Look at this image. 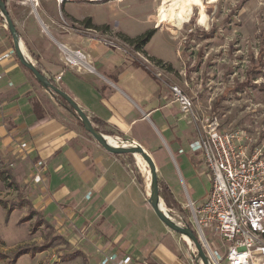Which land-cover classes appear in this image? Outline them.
I'll use <instances>...</instances> for the list:
<instances>
[{"label":"crops","instance_id":"crops-1","mask_svg":"<svg viewBox=\"0 0 264 264\" xmlns=\"http://www.w3.org/2000/svg\"><path fill=\"white\" fill-rule=\"evenodd\" d=\"M12 1L28 4L30 8L37 4L38 17L45 24L55 20L46 9L48 0ZM74 3L101 2L75 0L57 6L76 22L81 23L90 17L95 25L114 24L88 14L77 16L72 8ZM158 5V0H152L147 13L149 21ZM24 22L27 28L28 24L33 28L28 30L32 37L39 39V48L29 52L35 57L36 64H40L42 73L52 78L89 118L100 120L112 133L111 136L118 135L149 150L158 178L166 182L182 206L183 200L178 195L184 192L190 197L188 189L192 182L188 180L202 179L209 186V172L202 156L189 148L197 136V124L180 114L169 87L148 64L122 44L117 47L104 45L99 39L100 30L84 26L83 30L69 27L63 31L47 24L54 33L52 39L47 40L42 30L34 28L36 24L30 11ZM114 28V31L130 37L140 34H130L115 25ZM4 34L0 23V57L13 49ZM162 34L173 40L169 32L155 30L144 50L172 66L174 61L148 49L153 39ZM20 46L22 48L21 43ZM176 46L172 44L175 54ZM63 47L83 53L84 65L67 61ZM0 75V150L13 154L16 148L21 156L28 158L29 163L43 162L40 171L47 183V211H55L60 206L76 209V206L83 205L87 214L96 219L95 227L99 230L97 243L102 244L99 261L105 255L117 254L118 258L131 256L129 264L145 259V264H193L189 246L185 252L179 244L175 250L169 247L175 236L162 229V224L154 218L144 199L141 200L138 185L143 182L138 176H143L134 173L130 162L126 163L122 156L112 154L85 138L74 112L67 104L66 107L63 102L51 99L18 57L9 54L1 58ZM48 99H51V104ZM50 184L53 195L49 193ZM88 191H91V196L85 199ZM153 225L161 227L158 230L163 233L162 239L151 232ZM148 237L152 240L148 252L139 254L130 249L129 246L136 244L138 238L142 243Z\"/></svg>","mask_w":264,"mask_h":264},{"label":"rangeland","instance_id":"rangeland-1","mask_svg":"<svg viewBox=\"0 0 264 264\" xmlns=\"http://www.w3.org/2000/svg\"><path fill=\"white\" fill-rule=\"evenodd\" d=\"M167 1L158 0L160 5L157 6L158 9L156 8L151 21L148 20L147 13L152 0L74 3L72 8L77 16L88 14L98 20L114 23L107 30L101 29L99 37L109 36L120 39L117 36L119 32L114 31V25L130 34H138L150 28L169 32L173 40L164 34L158 35L148 49L174 61L175 64L173 63L171 69L162 68L153 63L152 66L148 65L154 74L157 73L156 75L169 89L170 86L177 85L190 96L196 111L202 118L217 119L219 129L243 131L246 140L264 145V0H203L208 25L200 26L197 23L199 10L195 7L189 21L178 29L170 25L168 20L160 21ZM47 2L49 4L46 9L52 13L55 20L47 21L45 24L38 17L37 9H35L38 7L37 4L31 5L32 8H30L28 4L6 0L8 13L22 42V51L35 66L36 59L29 51L39 48V39H34L32 32L29 33L28 30L33 29L29 24L28 28L24 25V17L29 11L35 20L34 28L42 30L47 40H51L54 36L51 27L49 29L47 24L52 27L54 25L55 29L63 31L69 27L73 30L84 28L82 23L68 18L61 7L57 6L55 0ZM0 23L4 35L10 40L14 50L13 36L1 13ZM172 44L177 45L176 54ZM13 55L17 57L15 51ZM134 56L139 57L135 54ZM46 77L49 78L47 75ZM246 80L250 83L242 85ZM45 90L51 99L60 101L54 93ZM51 99H48L50 104ZM39 108H41L40 105ZM53 108L51 105V109ZM79 127L85 138L102 147L84 127ZM110 136L105 134L103 138L115 139L114 136ZM14 150L13 154L0 150V172L7 176L5 180L0 178V264H82L81 256L72 259H67L65 256L74 250L82 251L89 264H100L99 248L102 244L97 243L99 230L95 227V217H90L91 215L87 214L83 205L76 206V209L74 207L65 209L64 206H60L55 211H47L49 195L42 170L35 167L37 161L29 163L28 158L18 153V149L14 148ZM147 152L154 160L151 152L149 150ZM130 154L118 155L129 163ZM131 156L135 164L130 163V168L135 174L139 172L143 176V184L138 185L141 200L144 199L145 205L154 218L158 219L147 202L150 195V171L147 162L139 157L137 152ZM188 181L192 182L188 189L190 197H187L184 192L178 195L183 200L182 207L187 216L186 220L168 210L163 200L160 199L159 202L172 219L182 225H186L188 221L195 229L192 223V212L188 205L190 201L200 204L210 189L211 182L209 181L208 186V183L202 179H195V182ZM49 193L53 195L52 184L49 186ZM155 219L154 222H156ZM158 221L162 224L163 230L175 236L170 241L169 247L175 250L179 244L185 252L189 244L183 236L168 228L159 219ZM156 226L153 225L151 232L161 237L163 233L158 230L161 227ZM203 233L206 241L213 247L214 235H210L212 233L205 230ZM140 241L138 238L136 244L129 246L130 249L139 254L148 252L152 243L151 238L148 237L142 243ZM215 241V244L221 245L218 239ZM43 244H49L45 250L34 255L22 254L14 263L12 262L17 250L25 246L33 247ZM191 246L192 252H196L195 246ZM190 256L192 257V253ZM146 261L147 259L136 260V263L145 264Z\"/></svg>","mask_w":264,"mask_h":264},{"label":"built area","instance_id":"built-area-1","mask_svg":"<svg viewBox=\"0 0 264 264\" xmlns=\"http://www.w3.org/2000/svg\"><path fill=\"white\" fill-rule=\"evenodd\" d=\"M55 1L60 5L75 0ZM99 39L109 47L122 44L148 65L155 64L121 39L109 36ZM63 49L67 61L84 65L83 53L79 50L70 51L65 47ZM13 53L14 50L10 49L0 59ZM170 91L174 102L179 106L180 114L197 124V136L190 142L189 148L191 152L202 156L209 172L211 185L206 198L200 204L190 201L188 205L208 263L264 264V145L246 140L243 131L219 129L216 118H202L190 96L177 85L170 86ZM114 138L117 142L122 141L118 135ZM42 165V161L35 163L38 169ZM90 196L91 191H88L84 197L89 199ZM204 230L214 235L213 247L203 236ZM217 239L220 246L215 244ZM189 247L192 251L191 243ZM131 261V256L118 258L117 254H110L105 255L100 263L129 264ZM192 262L203 264L200 259L198 262L192 259Z\"/></svg>","mask_w":264,"mask_h":264},{"label":"water","instance_id":"water-1","mask_svg":"<svg viewBox=\"0 0 264 264\" xmlns=\"http://www.w3.org/2000/svg\"><path fill=\"white\" fill-rule=\"evenodd\" d=\"M0 13L3 16L7 28L13 36V46L14 51L20 61V63L25 66L34 76V78L38 81V83L48 91L54 94L60 95L67 103L68 105L77 113L78 118L81 120L83 127L85 130H87L96 141L108 152L112 154H124V153H131L134 156V152H138L141 154L143 159L147 162V165L149 167L150 171V195L147 199V202L152 207V210L154 211L155 215L158 217V219L165 224L168 228L180 233L182 236L185 234L190 240L191 245L195 246L196 253L192 252V258L198 262L199 259L203 262V264H209L206 254L204 253V250L201 246V243L196 237V235L193 233L192 229L186 224L182 225L180 223L175 222L170 217H168L164 212H162L159 205V200L161 198L159 194V186H158V175H157V169L154 160L150 156V154L138 143L134 142V146L131 148H118L115 146H112L103 138V135L105 134L98 132L94 126L91 123V120L89 116L77 105V103L62 89H60L57 85H53L50 83L49 78L46 77L45 74L40 72L37 67L30 62V60L27 58L26 54H22V51L20 50V38L17 34L16 27L8 13L6 4L3 0H0ZM53 94V95H54ZM108 136V135H106ZM123 141H130L127 139H122ZM133 142V141H132Z\"/></svg>","mask_w":264,"mask_h":264},{"label":"trees","instance_id":"trees-1","mask_svg":"<svg viewBox=\"0 0 264 264\" xmlns=\"http://www.w3.org/2000/svg\"><path fill=\"white\" fill-rule=\"evenodd\" d=\"M3 1L6 4V0H3ZM81 23L85 27L96 29V30H101V29L107 30L109 28V25H107V24H102V25L93 24L90 17L83 19V21ZM154 31L155 30L153 28H150V29H147L144 32H142V33H140L134 37H130L124 33L119 32L117 34V36L122 41H124V42L128 43L130 46H132L135 51H139L144 56H146L150 61L154 62L156 65H158L162 68L171 69V65L169 63H165V62H163V60H161L159 58H155L154 56L148 55L147 52L144 50L145 44L150 40V38L154 34ZM36 67L40 72H42V68H41L40 64H37ZM49 81L53 85H56L55 81L50 77H49ZM246 83H250V81L246 80V82L242 83V85L243 84L245 85ZM55 95L61 102L68 105V103L60 95H58V94H55ZM68 107L74 112L75 116L78 118L77 113L69 105H68ZM90 120H91L92 125L94 126V128L98 132H101V133L106 134V135L112 134L109 130H107L105 128L104 124L100 120H98L97 118L91 117ZM78 123L80 126L83 127L82 122L79 118H78ZM120 148H122V147H120ZM130 163L135 164L134 158L131 156V154H130ZM139 174L140 173L137 172V175H139ZM138 177H139L140 181L143 182V177H141V176H138ZM0 178L2 180H5V179H7V176H5L2 172H0ZM158 186H159V194H160L166 208L170 211H173V212L179 214V216H181V218L183 220H186L187 216L185 215L184 208L175 199V197H174L173 193L171 192L169 186L166 184V182L162 178H158ZM46 223H49V222L46 221ZM187 225L192 229V231L196 235V237H198L195 229L192 227V225L188 221H187ZM48 245L49 244H43V245L33 246V247L32 246H27V247L25 246V247H23V248H21L15 252L13 259H12V262L14 263L17 260V258L19 256H21L22 254L34 255L37 252L43 251V250H45L46 247H48ZM65 256L67 257V259H72V258H75L77 256H81L82 264H89L87 258L85 257L83 252L80 250H74L72 252H68L67 254H65Z\"/></svg>","mask_w":264,"mask_h":264},{"label":"bare ground","instance_id":"bare-ground-1","mask_svg":"<svg viewBox=\"0 0 264 264\" xmlns=\"http://www.w3.org/2000/svg\"><path fill=\"white\" fill-rule=\"evenodd\" d=\"M212 1H214V0H212ZM195 7H197L199 10L198 17H197V23L200 26H205L207 24L208 18L204 12V1L203 0H168L165 7H164V10L160 16V21H167L168 20L169 21L168 23L170 25H172L173 27H175L177 29L181 28L185 23H187L189 21V19L191 18L193 9ZM20 50L22 51L21 46H20ZM22 54H24L23 51H22ZM104 140L106 141V143H108L112 146L118 147V148H120V147L131 148L134 146V142H132V141L117 142L115 139L112 140V139H105V138H104ZM137 155L143 159L141 154H139L138 152H137ZM158 206L161 208V210H162V212H164V214H166L168 217H170L168 212L161 207L160 202H159ZM172 220H174V219H172ZM174 221L177 223H180L176 220H174ZM183 238L185 239V241L188 244L190 243V240L187 237V235L184 234Z\"/></svg>","mask_w":264,"mask_h":264}]
</instances>
